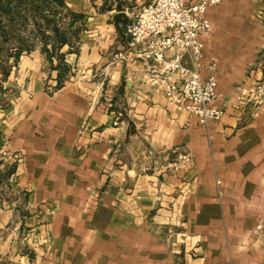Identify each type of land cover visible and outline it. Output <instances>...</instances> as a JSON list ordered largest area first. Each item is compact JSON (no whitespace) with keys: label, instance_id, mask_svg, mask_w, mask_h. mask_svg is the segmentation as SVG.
Wrapping results in <instances>:
<instances>
[{"label":"crops","instance_id":"1","mask_svg":"<svg viewBox=\"0 0 264 264\" xmlns=\"http://www.w3.org/2000/svg\"><path fill=\"white\" fill-rule=\"evenodd\" d=\"M152 1L63 0L60 87L39 47L0 72V264H264V0L205 13V125L146 83L125 28Z\"/></svg>","mask_w":264,"mask_h":264},{"label":"built area","instance_id":"2","mask_svg":"<svg viewBox=\"0 0 264 264\" xmlns=\"http://www.w3.org/2000/svg\"><path fill=\"white\" fill-rule=\"evenodd\" d=\"M219 2L200 0L186 4L185 0H153L125 28L130 44L139 46L138 56L153 68L146 77L147 85L159 87L168 102L194 116L201 125L218 122L223 115L220 107L212 105L218 98L215 60L211 59L206 66L205 78L200 77L198 70L203 58L200 36L211 30L205 13ZM170 50L174 52L167 55ZM188 161V155L179 158L181 166ZM257 231L264 236V225L257 226Z\"/></svg>","mask_w":264,"mask_h":264},{"label":"trees","instance_id":"3","mask_svg":"<svg viewBox=\"0 0 264 264\" xmlns=\"http://www.w3.org/2000/svg\"><path fill=\"white\" fill-rule=\"evenodd\" d=\"M82 18L67 11L63 0H0V72L3 77L16 66L22 53L39 47L57 71L56 86L60 87L68 69L59 51L77 36ZM54 59L57 63L52 66ZM10 60L13 65L9 64ZM13 167H9L7 173H11Z\"/></svg>","mask_w":264,"mask_h":264},{"label":"water","instance_id":"4","mask_svg":"<svg viewBox=\"0 0 264 264\" xmlns=\"http://www.w3.org/2000/svg\"><path fill=\"white\" fill-rule=\"evenodd\" d=\"M113 22L115 25H117L118 23L126 22L125 14L123 13L116 14L115 16H113Z\"/></svg>","mask_w":264,"mask_h":264}]
</instances>
